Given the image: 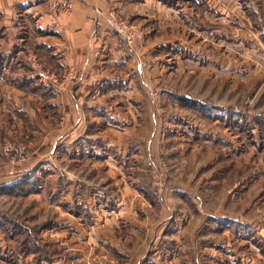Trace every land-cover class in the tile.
<instances>
[{
	"label": "rangeland",
	"instance_id": "rangeland-1",
	"mask_svg": "<svg viewBox=\"0 0 264 264\" xmlns=\"http://www.w3.org/2000/svg\"><path fill=\"white\" fill-rule=\"evenodd\" d=\"M150 7L137 16L110 10L144 34L132 46L120 35L126 45L145 47L130 50L140 92L123 102H135V121L127 114L135 126L113 127L106 167L86 143L80 154L74 146L64 154L56 141L51 148L29 132L0 130V172L16 176L0 183V264H129L76 229L89 228L83 219L94 215L77 199L106 201L114 213L119 184L129 187L138 239L148 244L158 233L162 248L176 246L178 264H264V0H153ZM32 57L10 77L30 81L45 101L61 86L29 77ZM35 60L60 77L71 70ZM55 108L51 125L63 122ZM7 142L24 146L26 158L6 155Z\"/></svg>",
	"mask_w": 264,
	"mask_h": 264
},
{
	"label": "crops",
	"instance_id": "crops-1",
	"mask_svg": "<svg viewBox=\"0 0 264 264\" xmlns=\"http://www.w3.org/2000/svg\"><path fill=\"white\" fill-rule=\"evenodd\" d=\"M151 1L74 0L69 12L52 14L47 9L46 0H0V130L6 135L29 132L35 141L41 139L42 145L51 148L56 141L64 154L76 148L78 155L80 146L86 143L89 155L103 160L106 167L112 160L108 145L114 142L113 127L124 123L135 126L137 106L134 101L127 103L128 106L123 102H127V98H138L140 92L135 80L140 69L132 66L135 56L130 50L138 55L137 50L145 47L129 48L109 23V11L113 9L126 16L150 14ZM27 55L38 56L58 70L71 69L78 78L73 83L66 80L53 95L41 101L40 98L44 97L42 90L40 97L30 81L28 84L27 81L18 83L20 81L10 77L9 72L16 68L14 66L27 64L24 61ZM54 106L63 116L61 124L51 125L49 121V110ZM128 113L134 121L127 116ZM54 128L56 137L51 135ZM97 137L101 142H97ZM52 150H49L48 157H51ZM39 153L42 152L37 150L35 156ZM15 177L14 172H0V183H9ZM119 185L116 191L121 192L118 198L121 197L122 201H116L118 209L114 213L112 205L110 207L106 201L93 199L91 203H84L81 198L77 199L78 208L88 206L89 212L91 209L94 212L91 217L83 219L91 226L83 230L79 225L77 231L87 236L88 243L115 247L113 251L128 258L129 264H178L176 246L168 250L162 248L158 244L162 241L158 233L150 236L148 244H144V238L138 239L132 227L140 224L136 223L138 220L134 215L130 217L132 206L124 195L129 187ZM173 219L172 225L179 223ZM121 227L126 234L118 236L117 229ZM168 234L166 237L175 239L177 236L172 232Z\"/></svg>",
	"mask_w": 264,
	"mask_h": 264
},
{
	"label": "built area",
	"instance_id": "built-area-1",
	"mask_svg": "<svg viewBox=\"0 0 264 264\" xmlns=\"http://www.w3.org/2000/svg\"><path fill=\"white\" fill-rule=\"evenodd\" d=\"M74 0H46L47 9L52 14H59L69 12L72 8ZM109 23L113 29L121 35L126 41L128 46H132L133 42L137 39H143V32L132 23L127 22L116 11H109ZM36 57L31 58V66L33 67V74L29 77L35 78L44 85H63L66 80L74 82L75 75L71 70L64 72L62 77L56 73L55 70L40 64ZM2 150L6 155H10L13 158L24 160L26 158L24 146L21 144H15L7 142L2 146Z\"/></svg>",
	"mask_w": 264,
	"mask_h": 264
}]
</instances>
